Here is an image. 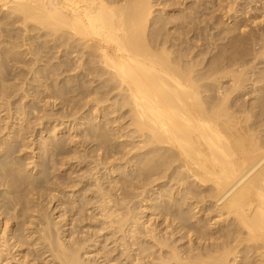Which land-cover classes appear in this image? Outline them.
<instances>
[{
    "label": "bare ground",
    "instance_id": "1",
    "mask_svg": "<svg viewBox=\"0 0 264 264\" xmlns=\"http://www.w3.org/2000/svg\"><path fill=\"white\" fill-rule=\"evenodd\" d=\"M154 1L0 0V11L7 12V16L9 13V17H6L3 12L5 21L1 24L10 25L11 28L17 24V29L21 25L28 32L24 31L26 34L22 36L24 42L21 43L26 42L25 45H27V41L33 37L29 34L37 30L41 34L38 37L42 38L40 44L28 47V54L31 57L27 56L28 59L21 55L18 57L16 54L9 55L11 52L15 53L13 49L23 44L20 43L17 46L15 44L17 41L12 43L11 39L15 38L8 35L11 42L8 41L5 44L7 46L4 45L5 47L0 50L2 63L7 62L4 65L6 68L1 66L6 73L9 72H7V65L11 63V59L12 62L16 60L24 64L23 66L29 68L27 70H32L33 73L39 72L42 75L50 67L47 64L44 65L45 68H42L40 64L44 61L42 64L49 63L51 66L55 60L54 71L49 70L54 75L56 73L61 76L58 79L64 80L63 76L71 74L77 77V80L74 78L76 85L72 83L73 76H71V83H69L70 78L66 79L74 86L70 87L65 82L64 90L66 86L74 93L82 91L81 89H89L85 84L86 87L81 85L85 77L92 82L87 85L93 86L94 82H98L94 89L89 91L90 94L96 93V96L93 94L94 98L92 97L91 101L99 105L114 98V104H112L115 108L111 113L127 112H125L127 115L121 113V116L129 118V130L125 135L131 137L127 145L124 144L125 142L119 143L120 150L110 151L108 144L118 142L123 135L121 129H115L116 133L121 134L113 135L100 122L94 124L88 119L89 126L94 128L92 131H94L95 141L98 140L99 148H96L105 149V152L98 156L104 160V166L106 164L110 166L109 174L119 175L114 185L108 190L101 187L103 184L101 186L97 184L98 191L101 193L100 198L95 200L94 197L88 198L85 195L86 198L85 196L83 198L85 203L78 202L79 206L81 204V209L78 211L83 221L92 218H97L99 223L102 221L101 226L97 227L98 230L93 228L95 234L91 235L92 237L89 236V239L88 236L76 237L73 234L74 231L72 235L64 231L59 232L60 228L57 230L56 222L54 223L57 225L52 226L54 223L51 224L48 215H45L47 211L43 213V203L39 200L41 196L39 189L43 184L42 177L27 173L20 175L23 172L21 167L18 171L20 174H16L17 166H21L17 164H22L21 159L16 157L17 150L20 151L19 144L5 146V152L2 153L7 155L4 158L2 154L0 155L2 158L0 159V264H34V260L30 263V252L23 253V247L30 244H34L38 256L39 253L43 258L51 256L54 264H92L91 260L86 259L87 257L83 259V256H89L91 251L89 248L92 245L97 251L98 259H102L101 263L94 264H226L230 262L231 255H234L235 259L232 264H264V75L257 77V82L261 84V91L251 106L238 105L236 98H231V94L244 85L245 70L239 69L241 66L239 60L250 53L251 46L247 45L248 42L243 38L236 39L238 44L236 50L224 52H220L217 45L213 51L206 50L202 44L195 45L196 47L190 46V43L187 44L189 41L177 35L176 30L171 32L170 28L167 29V22L160 20L158 15L153 16L156 15L153 9L157 5H154ZM255 1L264 4V0ZM254 22L256 23V20ZM258 22L261 26L260 21ZM18 24H20L19 27ZM18 33H13L11 36L16 37ZM182 33L187 34V32ZM260 37L259 52L263 54L264 34ZM256 40L254 39L253 44ZM46 72L44 75L49 76L50 74L46 75ZM0 74V76L3 75L1 72ZM19 74L21 75L20 72ZM54 75L49 76L52 82ZM43 78L46 79L44 76ZM227 78L231 82L230 86L222 84V81ZM86 82L83 81V83ZM60 86L61 84L58 87ZM4 88L2 90L5 92L8 88L5 90ZM13 89L15 91V88ZM60 89H58L59 92L63 91ZM86 90L84 95L81 94L83 91L78 94L85 96L87 93L86 96H89ZM4 92L0 97L5 98L3 94L6 92ZM54 94L52 93L53 96ZM8 96L11 95L8 94ZM6 104L10 107L11 102ZM107 107L109 108V106L104 107V113L101 112V115H104L103 118L108 114L105 110ZM18 114H20L19 110ZM80 126L82 127V124ZM12 138L14 141L13 136ZM23 143L22 141V146H24ZM60 143L51 145L61 152L65 146ZM126 146L130 148L127 149ZM1 147L4 148V145ZM115 154H121V156H115ZM79 155L74 156L73 159ZM12 161L17 165L15 169L13 163L15 171L10 167ZM44 169H48L47 164ZM130 170H133L131 174L121 176ZM79 183L74 182L71 186L69 183L68 190L71 187L73 191L72 187L80 186ZM128 186H131V189H128ZM82 189L88 192L85 194L94 192L91 187L84 186ZM139 189L141 191L136 194L131 192ZM151 191H153L152 194H150ZM37 194L40 196L38 197ZM54 196L55 194L50 202L56 196L57 200L62 198L58 195ZM139 196H142L141 203L151 202L148 207L159 203V206L154 207L157 210L154 213L160 219L158 224L151 219L142 221V217L137 214L139 212L136 213V205L128 206L127 198H132L129 202H133V199ZM74 203L75 201L72 204ZM83 204H86L85 207ZM76 205H72V209L77 208ZM93 208L98 212L90 213L89 211ZM199 213L201 215L197 216ZM71 214L75 215L73 212ZM98 214L101 221L96 217ZM67 215L69 214L66 213L65 219L63 218L65 226L71 224V222L68 223ZM214 217H217L216 222L208 228L206 221ZM190 218L195 219L194 223L197 226L188 224ZM216 224L219 226L215 227ZM105 229H108L109 235H102ZM93 236L96 238L93 239ZM194 236L199 241L198 245H195ZM186 237L188 240L181 246L175 243L178 239L183 240ZM207 241L208 243L204 246ZM187 242L189 244L185 246ZM108 243L115 244L111 253L105 249ZM114 252L117 255H113ZM237 257L240 259L237 260ZM37 260L38 258L35 264Z\"/></svg>",
    "mask_w": 264,
    "mask_h": 264
},
{
    "label": "rangeland",
    "instance_id": "2",
    "mask_svg": "<svg viewBox=\"0 0 264 264\" xmlns=\"http://www.w3.org/2000/svg\"><path fill=\"white\" fill-rule=\"evenodd\" d=\"M234 1L233 0H212V1L211 0H159V1L156 2V0H155L154 1V5L155 4H157V5L154 6L153 10H154V14H156V15H153V16H157L158 15L160 20H164L165 22H167V27H168L167 29L170 28L171 32L176 30L177 31V35L183 36L184 39H187V41H189L187 44L190 43V46H193V47H196L197 45L200 46L202 44V47L206 48V50L209 49V50L213 51L215 45H217L219 47L218 50L220 52L232 51V50L235 51L236 47L238 45V44H236L237 43L236 41L238 39H240V38L245 39V41L248 42L247 45L249 47L251 46L250 47V53L246 54V56H244L242 59L239 60L240 63H241V66H240L239 69L245 70L244 71L245 72V81H244V85L242 87H240V89L235 90L236 92L234 91L231 94V98H236V103L238 105L250 107L251 103L259 96V93L261 91V89H260V87H261L260 85L261 84H259V82H257V77L258 76L260 77V76L264 75V61H263L264 60V58H263L264 50H263V54H260L259 51L261 50V48H260L261 47V41L258 42V39L261 38L260 36H263V34H264V29H263L264 28V22L263 23L261 22V20H263L262 15L264 14V6H263L264 4L260 3V2H256L255 0H254L255 3H254L253 0H252V2H251V0H240V1H235V3H234ZM159 3H160V5H158ZM249 9H251V11H249ZM3 12L4 11H2V12L0 11V31H1L0 32V36H1L0 39L2 38V39H4V41H2V39L0 40L1 43H2V44L0 43V46H1L0 50H2V47L4 48L5 46H7L5 44H7V42L10 41V39H11V38H9V36L12 37V38L17 39V40H15V39L12 40L11 39V41H12V43H13V41L14 42L17 41L18 44L16 42H15V44L17 46H19V44L21 42H24V41H22L23 40L22 36H24V34L28 33L27 31H25L26 28L25 27H21L20 24H18V27L20 25V28H18V29H17V24H16V26L13 25L12 26L13 28H11L10 25L9 26L8 25L7 26L6 25H2L1 24L2 21H5V17H4L3 14L5 13V16L9 17V13H8V16H7L6 15L7 12H4V13ZM236 15H237V17H236ZM255 20H256V23L254 22ZM258 21H260V25L261 26L258 25V23H259ZM238 22H240V23H238ZM253 22H254V24H253ZM230 25H231V28H230ZM175 26L176 27L178 26L179 28H177V29L171 28V27H175ZM232 26H234V27H232ZM7 27L11 28L12 31L13 30L14 31L17 30L15 32L13 31V33L17 34L19 32L18 35H20V36L17 35L16 36L17 38L15 37V35L11 36L13 33H12V31L10 32L11 29H9V31H7L8 30ZM222 27H223L224 30L222 29ZM249 27H250V29H249ZM2 28H4L5 31ZM237 28H239L241 31H239V29H237ZM245 29L248 32H246ZM19 30L21 32H23V33H21ZM6 31L10 32V34L9 33L6 34L7 33ZM235 31H237V32L235 33ZM36 32H37V34H35ZM182 32H187V34H183ZM244 33H246V34H244ZM261 33H263V34H261ZM2 34L5 35V36H3ZM39 34H40L39 30L31 32L29 35H33L34 38L31 36L32 39L30 41H27V45H25L26 42L25 43H21V44H23V46L25 48L22 49V47H23L22 45H21L22 47L20 46L21 48L20 47L19 48L16 47L15 48L16 50L13 49V51L15 53L11 52V53H9V55L16 54L17 57H18V55L19 56L21 55L22 57H26V58L29 59L30 55L28 54V47L31 46V45H33L32 47H34L35 45H38V44L41 43L40 40H42V38L40 36L38 37ZM199 34H200V36H199ZM222 35L224 37H222ZM187 36H188V38H187ZM3 37L6 38V41H5V38H3ZM39 38H41V39H39ZM253 38L257 39L254 42L255 45L253 44V41H254ZM7 39H9V40H7ZM35 39H37V40H35ZM223 39H225V40H223ZM18 40H20V42ZM28 43H29V45H28ZM250 43H252V44H250ZM256 44H258V45H256ZM252 47H254V48H252ZM17 49H19V50H17ZM25 50H27V51H25ZM25 52H27L28 55ZM253 53L254 54L256 53V54L254 55ZM24 55H26V56H24ZM27 56H29V57H27ZM44 58H46V57H44ZM254 60H256V61H254ZM10 62L11 63H8L9 65H7V67H8L7 69L8 70L6 69L7 72L8 71L9 72L6 73V71L4 70V68H6V66H4V65H6L7 62H3L4 63L3 64L2 63V59H1V55H0V67L2 65L4 67V68L1 67L3 69L0 72L3 75L0 76L2 78V79L0 78V83L3 82L5 80V78H7V80H5L2 83V84H4V86H0L1 87V89H0V93L1 94L0 95H2V93L4 92L2 90L4 87H5L4 90L6 88H8L12 92L11 93L10 90L7 89L5 91L6 94H3V95H5V98H3L4 96H1L2 98L0 97L1 98L0 99V131H1V128H2V131L0 132V144H1V146L4 145V148L0 146V155L2 154V156H3L2 158H4L7 155L6 153H5L6 155L3 154L5 152L4 149H6V147L9 146V145H12V144L14 145L15 143H18L19 144V148L18 149H20V151L17 150L18 154L16 153V157H19V159H21L22 164H17V165H21V166H17L16 163L12 161L11 162V166H10V163L8 165L11 167L12 170H14V167L16 169V166H17L18 170L17 171L14 170L16 172V174H20V172L18 173V171L20 170V167H21L22 168L21 172L22 171L23 172L20 175H22L24 173H27L28 175L32 174V176L42 177L41 181L43 182V184L41 185L42 188L40 187V189H39L41 196L39 195L40 196L39 197L38 194H37V196L39 197V200L41 201V203H43V207H44L43 208V210H44L43 213L46 212V211L48 212V213L46 212L45 215L46 214L48 215V218H49L48 220H50L51 224L54 223V222H56L58 224L57 225L56 223H54V224H52V226L56 224L57 225V230H58V228H60L59 232H61V231L63 232L64 231V233L72 235L71 233H73V231H74L75 233H73V234L76 237L83 238V236H85V237L88 236V239H89V236L95 234V230L94 229L98 230V228H99L98 226H101V224H100L102 222L101 219H100L101 217H100L99 214L96 216V217H98L99 221H101L100 223L97 222V218L96 219L92 218V219H89V220L85 219L83 221V217L82 216L80 217V215H79L80 213L78 211L79 209H81V207H80L81 204L79 206V203L84 202L83 198H84L85 195L88 196V198H90V197L93 198L94 197L95 200L100 198V194L101 193L98 191L99 189L97 187V184L99 186H101V184H103L101 187L103 189H105V190H108L109 188H111L114 185V181H116L119 178L118 174H109V173H111L110 172L111 171L110 166H107V164H106L105 165L107 167L106 168L103 165V163H104L103 161L104 160H102L101 157L98 156L99 154H103L105 152L104 151L105 149H101V150L98 149L99 148L98 147V143H97L98 140L95 141L96 138H94L95 136L93 135L94 131H92L94 128L89 126L90 125L89 124V122H90L89 120L93 121L94 124H97V123L100 122L113 135L114 134H117V135L121 134V133H116V130H115V129H118V130L121 129L120 131H122L123 135H122L121 138L118 139V142L117 143H109L108 144V149L110 151H112V150L116 151V150H120L121 149V146H120L119 143L125 142L124 144L127 145L129 143V141H131V137L125 135L127 133V131L129 130V128H128L129 127V122H128L129 118H128V116L127 117L121 116L122 115L121 113H125L126 111H117L115 113H111V111L115 108V107H113L114 106L113 105L114 104V100H113L114 98H112V100L109 101V102L99 103V105L96 104V103L94 104V102L91 101L92 100L91 98L92 97L94 98V95L96 96V93H91L90 94V92L94 89V87L98 84V82H94L93 83L94 85L92 86L91 85L92 84L91 80L90 79L87 80L86 77H85L86 80L84 78H82V80L84 79L83 80L84 82L87 81L86 83H83V81L80 79L82 81L81 85L82 86H85V85L88 86L90 90L88 88H85L86 87L85 86L84 87L85 89H81L83 91V93H81V94L84 95V90L88 89L86 91H88V92L90 91L88 93L89 96H86L87 93L85 94V96H83V95L81 96V94H78V93H80L82 91H79V92L75 91V93H74L73 90L69 89L68 86H70V87L74 86L73 84L76 82L77 77H74L71 74V75H68V76L66 75L65 77L63 76L64 80H62V78L58 79L61 76L56 75V73L54 75V73L52 71H50L51 69L54 71L53 64H54L55 60L51 64L52 68L49 65V63L42 64L44 61L41 63L42 65L40 64V66H42V68H45L44 65L46 66L48 64V67H50V68L46 69V71L48 73L46 71L45 72H46V75L50 74L49 75L50 77H51V75L52 76L54 75L53 82H52V78H50L49 76H45L44 75L45 72L43 73V75H42V73H39V72L33 73L32 70H27V69H29L28 67L23 66L24 64H20V62H17L16 60H13V62H14L13 63L12 59H11ZM33 67L35 69H37L36 66H33ZM1 68H0V70H1ZM39 69H40V67H39ZM251 70L254 71V72H252ZM27 71L30 72V73H28ZM19 72L21 73V75L19 74ZM16 74H17L18 78H16L17 77ZM39 74H40V76H38ZM7 75H8V77H6ZM13 75H15V77H13ZM20 76H22L23 78L20 77ZM43 76L46 77V79H44ZM71 76H73L72 77V83H73L72 85L69 84V83H71ZM19 77H20V80H19ZM33 77H34V79H33ZM39 77H41L43 79H41V78L38 79ZM251 77H253V78H251ZM8 78H9V80H8ZM74 78H76V80H74ZM66 79L70 80L69 83L67 82ZM46 80H48V81H46ZM54 80H56L57 82L54 81ZM54 82L56 84H54ZM65 82H67V83H65ZM5 83L7 85H5ZM64 83L66 85L69 84L68 86L65 87L66 91L63 88L64 85H65ZM87 83H91V84L87 85ZM2 84H0V85H2ZM59 84H61V86L63 85L62 88H61V86L58 87ZM222 84L224 86H230L229 84H231V82L229 81V78H227V79H224L222 81ZM9 85H11L12 87L9 86ZM75 85H76V83H75ZM89 85L92 86V87H90ZM13 86H16V87H13ZM53 86L55 88H53ZM262 86H263V84H262ZM50 87H51V89H50ZM13 88H15V91H14ZM60 88L63 91H60L61 94L59 95L60 92L58 91V89H60ZM1 90H2V92H1ZM18 90H19V92H18ZM54 90H56V91H54ZM67 90H69V91H67ZM70 90L73 93H71ZM50 91L53 94L56 93V94H54V96L56 95V97H54ZM67 92H69V93H67ZM57 93H58L59 97H57L58 96ZM8 94H10L11 96L9 97ZM6 95H7V97H6ZM61 95H63V96H61ZM7 99H8V101H7ZM87 100H88V102L89 101H91V102L88 103V102H86ZM3 101H4L5 104L11 102L12 106L9 104L10 107H8V104L5 105L3 103ZM1 103L4 106H2ZM87 103H88V105H87ZM110 105H112V106H110ZM105 106H109V108L107 107L105 109L106 113H108V114H106L105 118H103L104 115L102 116L101 112L102 113L105 112L104 111V107ZM29 107H31V108H29ZM10 108H11V110L9 111ZM18 110H19V113L21 115L18 114ZM21 110L22 111L24 110L23 114H22ZM33 110L34 111L37 110V112L36 111L34 112ZM95 110H96V112H95ZM17 115H19L20 117L17 116ZM15 117H17V118H15ZM40 119H43V120L40 121ZM117 119H119V120H117ZM12 120H14V121H12ZM85 121H87V122H85ZM39 122H40V124H39ZM27 124H29V125H27ZM80 124H82V127L80 126ZM73 126H74V129H73ZM78 126H80V127L78 128ZM6 127H8V128H6ZM123 127H124V129H122ZM24 128H26L27 130L24 129ZM25 130H26V132H25ZM91 131H92V133H91ZM88 132H90V133H88ZM87 133H88V135H86ZM15 134L17 136H14ZM18 134H19V136H18ZM12 136L14 137L15 140H17V142L15 140L13 141ZM5 137H7V138H5ZM22 141L24 142L23 143L24 146L21 145ZM7 142H9V143H7ZM26 142H27V144H26ZM54 142L55 143H60L61 142L60 144H62V145L64 144L63 146H65L64 147L65 149L64 150L60 149L61 152L60 151L58 152V150L53 147L55 145ZM112 146H114V147H112ZM60 147H62V146L60 145ZM96 147H98V148H96ZM125 148L129 149L130 147L126 146ZM125 148H123V149H125ZM93 149H95V150H93ZM78 152H80V153H78ZM18 155H20V156H18ZM78 155H79V157L73 159L74 156H78ZM115 156H121V154H115ZM14 157H15V155H14ZM80 157H82V159ZM2 158L0 157V159H2ZM54 160H55V162H54ZM80 160H81V162H80ZM98 160H101V161H98ZM92 162H94L96 164L99 163L100 165L102 163V165L101 166L100 165L96 166ZM13 163L15 164V166H14ZM34 164L35 165L37 164V165H40V166L36 167ZM46 164L48 165V169H46L47 171L44 169ZM42 166H44V167H42ZM43 169H44V171L42 172ZM132 171L133 170L127 171L126 173H124L121 176L122 177L123 176H127V175L131 174ZM81 178L83 180L82 183H81ZM70 179H71V182L73 181L72 182L73 184H74V182L76 184L79 183V182L81 183V184L79 183L80 186H78V187L77 186L72 187L74 192L71 190V187H70V190H68L69 189V187H68L69 183H70L69 186L72 185V183L69 182ZM74 180H76V181H74ZM63 183L66 184L67 186L64 185ZM84 186L87 187V188L91 187V189H93L94 192H90L91 194H85V193H88V192H84L85 190L82 189V187H84ZM106 187H107V189H106ZM127 188L131 189V186H128ZM155 189H157V187H155ZM63 190H64V192H63ZM39 191H38V193H39ZM41 191H43V192H41ZM140 191H141V189L133 190L131 192L136 194V193H138ZM67 192H68V194H66ZM72 192H73V195H72V197H70ZM133 193H132V195H133ZM152 193H153V191L150 192V194H152ZM53 194H55V196L58 195V197L61 196L62 197V198L60 197L61 200H57L56 199L57 196L56 197L54 196L55 199L54 200L52 199V202H50L51 198H53L52 197ZM86 196H85V198H86ZM41 197L44 198V199H42ZM95 197H97V198H95ZM141 198H142V196L135 197L133 199V202H129L130 198H127L128 206H130V207L132 206L133 207V206L136 205L135 206L136 213L139 212L137 214L140 215V217H142V221H146V220H150L151 219L152 222L156 221V224H158L160 222V219H158V215L156 213H154V212L157 211V210H155V208L157 206H159V203H157V204L155 203L156 206L153 205L152 207H148V206H150L151 202H147L148 203L147 204L146 202L143 201L141 203V201H140ZM74 201H75L74 204L75 205L77 204L76 205L77 208H73L72 209V207H73L72 205H74L72 203ZM85 201H87V200L85 199ZM152 201L155 202L154 200H152ZM83 205H82V207H83ZM85 205H84V207H85ZM152 208L155 211L152 210ZM11 210L10 211L13 212V209H11ZM93 211L94 212H98L94 208L92 210H90L89 212L91 213ZM71 212H73L75 215L71 214ZM140 212H142V214ZM66 213L69 214V215H67V217H69L68 218L69 219L68 223L71 222V224L69 223L68 225L65 226V223H64L65 220H63V218L66 217ZM62 215H64V216L62 217ZM176 215L178 216V212H176ZM200 215H201V213H199L197 216H200ZM78 217L80 218V220H79ZM81 218H82V220H81ZM204 218H206V215H204ZM77 219L79 221H76ZM216 219H217V217H214L212 220L206 221L207 227L211 228L212 224L216 222ZM194 220H195L194 218L193 219L190 218L188 224H191L193 226H197L196 223H194ZM91 222H92V224H91ZM96 223H98V224H96ZM75 224H76V227H74ZM218 226H219L218 224L215 225V227H218ZM83 228H84V230H83ZM78 231H80V232L77 233ZM82 231H83V233H82ZM108 232H109L108 229H105L104 231H102V235L103 234L104 235H109ZM94 238H96V236H93V239ZM120 240L121 239H119V241ZM187 240H188V238L186 237L183 240H179L178 239L175 243L177 245L181 246L183 244V242H185ZM193 240L195 241V245L199 244V241L195 238V236L193 237ZM88 242H91V241H88ZM206 243H208V241L205 242L204 246H206ZM88 244H90V243H88ZM188 244L189 243L187 242L185 244V246H188ZM33 245L34 244H30L28 246L25 245V247H23L24 248L23 249V253L24 254L28 253V251L31 254L30 263L34 262V261L36 262V259L38 258L37 264L38 263L39 264H46V263L54 264V261H51V259H52L51 256H49V257L47 256V257L43 258V257L40 256V253H39V256H40V258H39L38 253H37V251H35ZM107 245L108 246L105 249H107L108 252L111 253V250H113V248L115 247V244L114 243H108ZM104 247H105V245H104ZM89 249L91 250L90 253H89V256L88 255L83 256V259L87 257L86 259L87 260H91L90 262L92 264H94L95 262L96 263L97 262L101 263L102 259L101 258L98 259V255H97V251L95 250V247L92 245ZM47 255H49V253ZM113 255H117L116 252H114ZM34 256L35 257L38 256V257L35 258ZM239 259H240V257H237V260H239ZM234 261H235L234 255H231L230 256V262H227L226 264H232ZM35 262H34V264H35ZM102 264H104V263H102ZM201 264H203V263H201Z\"/></svg>",
    "mask_w": 264,
    "mask_h": 264
}]
</instances>
